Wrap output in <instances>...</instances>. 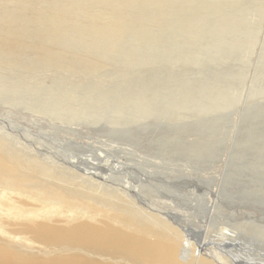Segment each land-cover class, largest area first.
<instances>
[{
  "label": "bare ground",
  "instance_id": "obj_1",
  "mask_svg": "<svg viewBox=\"0 0 264 264\" xmlns=\"http://www.w3.org/2000/svg\"><path fill=\"white\" fill-rule=\"evenodd\" d=\"M195 3L206 13L203 17L187 11ZM230 3L232 0H0V74L8 68L19 71L14 79L0 75V105L27 109L49 121L80 123L101 111L112 117L109 123H129V112L111 108L109 98L102 93L83 99L68 93L72 88L58 87L53 92L39 74L54 70L89 80L105 70L107 57L100 52L121 54L126 50L121 44L124 40L145 41L153 36L146 24L159 31L175 9L173 16L184 23V31H189L200 21L206 26L215 22L208 12L223 11ZM90 99L94 104L104 101L106 107L94 108L88 103ZM148 99L155 105V100ZM140 112L153 113L151 108ZM171 118L177 119L178 114L172 113ZM111 128L112 135L124 133ZM3 133L0 264H264V210L256 208L264 199V158L251 155L243 160L250 172L240 179V202L225 193L227 175L221 167L209 177L189 178L185 174L187 181L208 185L198 203L188 206L194 212L188 213L164 200L165 196H158L177 191L178 179L168 183L173 176L159 175L154 180L138 175L131 184L129 167H118V160H109L106 149L95 158L63 154V158L52 159L51 152H41L23 137ZM67 144L78 152L85 148L71 140ZM191 148L198 154L204 146L195 143L187 147ZM192 190L188 194L195 193ZM145 195L162 199L151 203ZM222 195L225 201L219 200ZM182 212L188 214L191 225L180 224L177 216Z\"/></svg>",
  "mask_w": 264,
  "mask_h": 264
},
{
  "label": "rangeland",
  "instance_id": "obj_2",
  "mask_svg": "<svg viewBox=\"0 0 264 264\" xmlns=\"http://www.w3.org/2000/svg\"><path fill=\"white\" fill-rule=\"evenodd\" d=\"M259 1L242 0L236 4L232 0L223 11L208 12L215 22L206 23V26L200 21L196 29L189 31H184V23L173 16L174 9L170 22L159 31L153 30V25H145L153 34L148 41L127 39L121 43L126 48L121 54L100 52L108 62L103 70L105 74L93 77L95 82L93 78L86 80L75 73L48 70L39 74L44 85L53 92L58 87L72 88L74 90L68 93L72 92L83 99L102 93L109 98L107 105L111 108L129 112V123H109L108 119L112 117L101 111L99 116L80 123L52 118L49 121L44 115L2 104L0 133L6 132L2 134L6 137L8 133L13 134L17 139L23 137L41 152H51L52 159L63 158L64 155L95 158L97 153H102L101 149H106L105 156L109 160H118V167H129L128 181L131 184H135L138 175L154 180L159 175L162 178L173 176L174 180L167 181L175 183V179H178L177 191L168 195L158 190V196H165L164 200L174 202L188 213L194 212L188 206L198 203L197 199L208 189V185L198 180L188 182L184 179L186 175L189 178L209 177L212 173H218L221 167L223 175H227L225 193L233 194L236 202L243 201L237 193L241 186L240 179L250 172L248 167H244L243 160L251 155L264 158V0ZM196 5L187 11L203 17L206 13ZM13 69H5L0 75L6 80L14 79L19 71ZM148 97L156 101L155 105L150 103ZM164 100L165 104L159 106ZM99 102L94 104L92 99L88 101L94 108L106 107V102ZM145 108H151L153 113H141ZM172 113L178 114V118L172 119ZM111 127L124 131L128 137L124 133L112 135L109 132ZM26 130L27 133H24ZM69 140L79 142L85 148L81 152L73 150L67 144ZM195 143L204 146L202 151H197L198 154L193 148L187 149ZM158 149L165 150L159 152ZM142 159L150 160V163H135ZM191 189L195 190L193 196L188 194ZM160 197L146 198L148 201L151 199L152 203L154 199L161 200ZM224 198L222 195L219 200L225 201ZM256 204V208L264 210V199ZM259 213H262L261 210ZM177 217L181 225L184 222L191 225L187 222L186 212Z\"/></svg>",
  "mask_w": 264,
  "mask_h": 264
}]
</instances>
